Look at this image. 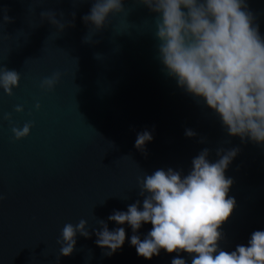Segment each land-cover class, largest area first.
<instances>
[{"label": "water", "instance_id": "95a60500", "mask_svg": "<svg viewBox=\"0 0 264 264\" xmlns=\"http://www.w3.org/2000/svg\"><path fill=\"white\" fill-rule=\"evenodd\" d=\"M93 2L0 0V64L20 73L12 95L0 87V264H171L176 257L191 264L194 254L187 252L139 256L131 226L108 216L137 200L142 210L139 180L158 169L186 175L204 148L213 162L218 148H239L225 170L236 206L219 244L226 251L247 245L254 231H264V144L230 136L212 109L164 74L155 14L146 6L122 0L127 11L110 14L97 32L82 20ZM247 3L264 36V0ZM42 11H55L63 31ZM54 72L61 73L55 88H41ZM28 121L30 134L15 139L12 127ZM188 129L196 135L186 136ZM143 131L153 136L147 155L134 146ZM81 219L90 238L77 233L73 253L57 261L63 226ZM99 220L110 231L125 228V242L111 256L95 243ZM151 228L142 223L136 234L143 240Z\"/></svg>", "mask_w": 264, "mask_h": 264}, {"label": "clouds", "instance_id": "9594fccd", "mask_svg": "<svg viewBox=\"0 0 264 264\" xmlns=\"http://www.w3.org/2000/svg\"><path fill=\"white\" fill-rule=\"evenodd\" d=\"M154 13V37L164 74L176 81L179 88L191 95L197 104L204 103L219 116L230 136H239L244 142L264 144V36L247 0H138ZM122 0H94L90 13L82 17L99 32L108 25V18L125 13ZM63 13H61V16ZM75 17V12L72 13ZM41 18L58 27L65 24L56 19L55 11H42ZM12 18L3 16L5 23ZM84 42L88 43L85 38ZM98 43V41H96ZM61 73L45 77L40 87L53 90ZM20 73L0 64V87L8 95L19 86ZM35 107L40 108L39 102ZM15 111H23L17 105ZM11 113L5 119L11 122ZM32 121L23 127H12L15 139L30 134ZM186 136L196 133L188 129ZM153 139L151 132L137 133L135 147L147 155L145 144ZM203 142V139L201 140ZM239 148H218L215 162L208 159L210 149L204 148L192 159V168L186 175L168 168L156 170L139 180L141 201L128 205L127 211H115L109 221L118 225L127 223L133 235L130 238L137 254L145 259L168 253L194 254L191 264H264V231L251 234L247 245H237L226 251L219 241L224 236L221 226L229 219L235 198L228 196L232 178L225 170L238 154ZM0 199H3L0 196ZM152 228L141 240L137 230L142 223ZM88 221L66 223L57 243L60 256H69L75 250L77 233L90 238ZM100 229L93 228L95 243L108 249L111 256L120 249L126 238L124 227L110 231L104 220ZM171 264H186L183 258H173Z\"/></svg>", "mask_w": 264, "mask_h": 264}]
</instances>
